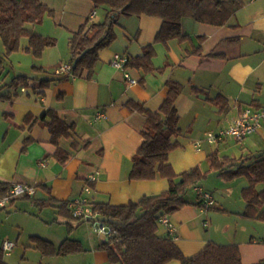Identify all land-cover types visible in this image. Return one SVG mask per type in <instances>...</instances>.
<instances>
[{
  "label": "crops",
  "instance_id": "1",
  "mask_svg": "<svg viewBox=\"0 0 264 264\" xmlns=\"http://www.w3.org/2000/svg\"><path fill=\"white\" fill-rule=\"evenodd\" d=\"M39 1L53 10V15L46 17L41 26L30 25L29 29L58 39L41 57L25 51L28 44L22 47L21 40L20 51L34 59L30 60L31 72L25 73L27 68L0 85V183L36 188L34 196L17 198L0 210L3 262L119 264L111 263L103 249L108 238L97 242L80 235L76 229L85 220L70 211L72 205L83 200H88L85 210L90 214L93 203L124 206L169 189L164 178H129L132 158L144 141L146 118L127 104L134 100L158 111L169 93L167 83L176 82L184 87L176 104L184 135L179 138L182 146L170 153L169 163L177 174L199 167L204 177L197 186L212 194L214 206L204 207L193 187L185 197L188 204L169 215L175 232L171 235L160 224L159 233L172 238L186 258L214 242L237 245L243 264H264V222L244 216L248 178L247 184L239 179L245 176H221L210 163L216 152L221 160H233L231 170H235L242 163H252L262 146L255 138L241 148L236 145L239 141L230 137L216 145L205 141L207 132L229 127L246 108L264 109V0H242L243 7L221 27L184 19L183 33L191 37L184 43L179 39L166 43L156 40L163 25L159 17L120 16L117 39L100 51L94 72L85 71L80 77L68 79L58 75L57 69L68 64L72 33L88 19L99 24L105 16L94 21L97 8L91 0ZM46 21H51L48 28ZM147 50L152 71L147 72L144 61L139 68L125 65L117 69L111 64L116 55L134 59ZM126 73L137 83L129 84ZM20 76L29 78L28 84L18 81ZM220 96L228 101L227 112H220L215 105ZM51 113L72 126L58 140L68 156L64 162L55 156L57 146L48 123ZM260 133H264V125L261 132L250 136ZM200 140L199 150L194 142ZM86 187L91 189L90 194ZM213 189L222 190L224 199L216 201ZM13 215L18 221L11 220ZM34 238L52 243L55 250L66 240L80 247L69 254L44 253L37 249ZM9 239L17 245L6 255L2 246Z\"/></svg>",
  "mask_w": 264,
  "mask_h": 264
},
{
  "label": "trees",
  "instance_id": "2",
  "mask_svg": "<svg viewBox=\"0 0 264 264\" xmlns=\"http://www.w3.org/2000/svg\"><path fill=\"white\" fill-rule=\"evenodd\" d=\"M95 7L104 6L105 20L91 23L88 19L69 40L70 55L68 64L71 71L63 79L80 77L85 71L93 73L99 62L101 50L111 46L117 39L116 26L120 16H154L163 20V25L156 40L166 43L179 39L181 43L191 41V37L182 30L183 20L191 18L199 23L217 27L225 26L240 10L242 0H91ZM53 10L39 0H0V39L5 54L0 55V76L5 71V62L21 49V40L28 38L24 49L35 57H41L45 50L55 45V39L40 35L29 29L37 25L46 16H52ZM149 50L134 59L129 58L126 67L145 65L147 72L152 71ZM192 53V52H191ZM193 53H197L194 51ZM27 77L20 76L18 81L28 84ZM48 82V81H47ZM169 93L158 111H151L143 103L131 100L127 106L145 116L146 122L142 135L143 144L132 158L129 174L133 181H151L164 178L169 182V189L159 195L145 196L139 202L124 206L93 203V212L99 213L100 219L113 227V236L104 243L111 263L119 264H168L179 261L182 264H243L237 245L209 243L199 254L186 258L173 239L161 235L160 219L171 215L187 205L185 197L189 189L197 186L204 177L201 169L195 167L182 174H177L169 163V155L180 148L179 141L184 134L179 126L180 117L177 100L184 87L176 82H168ZM220 112H227L228 101L220 96L215 100ZM57 146L55 156L62 162L67 154L59 147V138L72 129L71 125L61 121L51 113L48 122ZM210 163L214 171L227 178L245 176L249 186L244 189L246 209L244 216L264 222V153L250 164H241L231 170L234 161L220 159L218 153L211 156ZM10 185L0 183V194H6ZM66 207V204H63ZM71 215L72 211H70ZM92 221V220H90ZM37 249L44 253L69 254L78 251L79 244L66 240L58 250L54 245L40 238L33 239ZM0 264L3 262L0 253Z\"/></svg>",
  "mask_w": 264,
  "mask_h": 264
},
{
  "label": "built area",
  "instance_id": "3",
  "mask_svg": "<svg viewBox=\"0 0 264 264\" xmlns=\"http://www.w3.org/2000/svg\"><path fill=\"white\" fill-rule=\"evenodd\" d=\"M128 58L122 55H116L112 61V66L117 69H122L127 64ZM71 71V66L69 64L61 65L57 69L58 75H65ZM125 78L129 84H136L137 81L131 78L129 73L125 74ZM264 125V109H253L251 107L246 108L241 112L239 117L233 122L232 125L225 129H221L217 132L209 131L206 133L205 141L211 145H216L219 142L225 140L226 138H234L235 140L241 142L250 135L259 133L262 131ZM203 141H196L194 145L197 149L200 150L202 147ZM198 196L201 197V202L204 204V207L214 206V199L210 192L203 191L202 188L195 186L194 187ZM87 194H90L91 189L86 187L85 189ZM36 193V188L31 185L15 183L10 185V188L6 194H0V210L7 209L14 200L20 197H32ZM88 200H83L72 205V214L78 219H83L89 217L88 220H92L93 225L96 230L105 234L107 238L113 236L114 229L110 225L104 223L100 219L99 213H94L93 211L89 214L85 210V204ZM160 224L164 225L167 230L172 235L175 232V224L170 219L169 215H164L160 219ZM15 242L6 240L3 242L2 250L6 255L10 254L16 247Z\"/></svg>",
  "mask_w": 264,
  "mask_h": 264
},
{
  "label": "rangeland",
  "instance_id": "4",
  "mask_svg": "<svg viewBox=\"0 0 264 264\" xmlns=\"http://www.w3.org/2000/svg\"><path fill=\"white\" fill-rule=\"evenodd\" d=\"M104 9H105L104 6H100L96 9L95 15L97 14V17L94 20L95 22H98L103 16H105V10ZM46 17H48V16H46ZM41 24H43V22L38 24V25L41 26ZM49 24H51V21H46L45 27L48 28ZM36 28L41 29L39 26ZM56 38L58 39V37H55V38L52 37V39H55V40H56ZM61 39H62V44H63L65 40L63 38H61ZM27 44H28V39L25 37L22 39V47L26 46ZM18 52L16 54H14L10 59L6 60V62H5V76L0 77V85L2 83H6L7 81H11L14 77H16V75H20L21 72L25 71L27 68H28V70L25 71V73L31 72L30 71V67H31L30 60H34V59H32L33 57H31V56L25 57L26 54H24L23 51L19 50ZM4 54H5V48H4V45L0 39V55L3 56ZM27 75H29V74H27ZM30 75L32 77V74H30ZM211 131H216V130L213 129ZM253 138L257 139V145L261 144L262 148H259V146H258V148H259V151H261L260 155H262L264 153V133H260V134L254 135V136H250V137L244 139L243 141L236 143V145L240 146V148H241L243 143L245 144L247 142H250L249 139H253ZM256 149L254 150V152L256 151ZM239 179H240V181L244 180V182H247V184H248V180L246 179V177H242V178L240 177ZM213 192H214V194H216V199H217L216 201L220 202L222 199H224L225 196L223 195L222 190L219 191L218 189H213ZM88 218H90V216L83 218V220H85V222H83L81 224V226L76 229V230H78L79 234L84 236V237H88L92 241L96 240L97 242H99L102 240L103 241L106 240L107 236L105 234L96 230L91 221H86V220H88ZM11 220H15V222L18 221L15 215H13ZM79 221L80 220H77L75 222L78 223ZM15 230H20V232H22L21 229H18L17 227H15ZM9 241L15 242L14 240H10V239H9Z\"/></svg>",
  "mask_w": 264,
  "mask_h": 264
}]
</instances>
